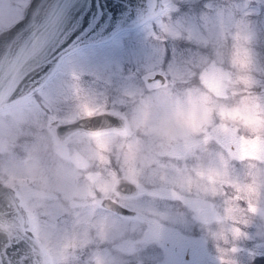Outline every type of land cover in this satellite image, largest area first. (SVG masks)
Wrapping results in <instances>:
<instances>
[{
	"label": "snow or ice",
	"instance_id": "snow-or-ice-1",
	"mask_svg": "<svg viewBox=\"0 0 264 264\" xmlns=\"http://www.w3.org/2000/svg\"><path fill=\"white\" fill-rule=\"evenodd\" d=\"M251 6L145 0L139 24L158 56L105 102L75 62L79 0H0V264H114L104 242L129 226L159 240L166 215L119 216L134 189L205 225L221 222L220 201L228 231L246 235L242 213L264 199V39Z\"/></svg>",
	"mask_w": 264,
	"mask_h": 264
},
{
	"label": "rangeland",
	"instance_id": "rangeland-1",
	"mask_svg": "<svg viewBox=\"0 0 264 264\" xmlns=\"http://www.w3.org/2000/svg\"><path fill=\"white\" fill-rule=\"evenodd\" d=\"M250 12L254 31L264 39V0H252ZM77 47L75 62L83 69V86L105 102L117 100L132 82L136 69L158 56L140 24L120 29L106 40ZM136 192L127 194L134 197L129 206L135 209V213L119 215L122 219L128 222L138 209L149 208L170 219L162 220L164 231L159 240L145 239L146 227L139 233L110 236L102 250L114 264H210L221 259L217 247L207 235L205 224L193 209L185 205L187 212H182L175 200H161L147 194L137 196ZM244 232L246 235L235 242L238 251L233 260L236 263L248 260L241 255L242 252L264 250V209L245 226ZM126 240L134 242L133 250L121 252Z\"/></svg>",
	"mask_w": 264,
	"mask_h": 264
},
{
	"label": "water",
	"instance_id": "water-1",
	"mask_svg": "<svg viewBox=\"0 0 264 264\" xmlns=\"http://www.w3.org/2000/svg\"><path fill=\"white\" fill-rule=\"evenodd\" d=\"M79 4L82 12L78 26L83 27L86 31L77 46L106 40L120 29L139 24V18L145 8V0H79ZM74 38V35L70 37V39ZM104 119L97 118L95 123L100 124ZM135 191L134 189L126 194ZM134 213L135 209L130 206L120 212L124 215ZM210 264H221V259Z\"/></svg>",
	"mask_w": 264,
	"mask_h": 264
},
{
	"label": "clouds",
	"instance_id": "clouds-1",
	"mask_svg": "<svg viewBox=\"0 0 264 264\" xmlns=\"http://www.w3.org/2000/svg\"><path fill=\"white\" fill-rule=\"evenodd\" d=\"M233 91H236L237 93L243 92V86L238 85ZM240 99V96L237 95L234 97V102L238 101ZM157 184L152 185V187H156ZM187 194V193H186ZM179 205V211L187 212V208H185V204L180 201H176ZM218 204V211L220 213V216L222 218L221 222H217L213 220V222L210 225L206 226V232L209 236L210 240L213 242V244L217 247L218 253L223 260V264H229V261H233L234 254L231 249L233 247H236L235 242L239 239L232 236V234L228 231L229 227L231 226V219L228 217V214L225 211V205L217 201ZM257 208L259 209L258 212H260L261 209H264V199H261L256 204ZM257 213H248L246 210L242 213V215L247 217L248 224L253 221V219L257 216ZM170 219V217H168ZM147 227L146 225H136V226H129L128 232L129 233H139L143 228ZM242 227V231H244V226ZM134 230V231H133ZM226 237V238H225Z\"/></svg>",
	"mask_w": 264,
	"mask_h": 264
},
{
	"label": "flooded vegetation",
	"instance_id": "flooded-vegetation-1",
	"mask_svg": "<svg viewBox=\"0 0 264 264\" xmlns=\"http://www.w3.org/2000/svg\"><path fill=\"white\" fill-rule=\"evenodd\" d=\"M119 215H124L120 214ZM243 257H245V261H239L238 263L235 262V264H264V250H256V251H246L242 252L241 254Z\"/></svg>",
	"mask_w": 264,
	"mask_h": 264
}]
</instances>
